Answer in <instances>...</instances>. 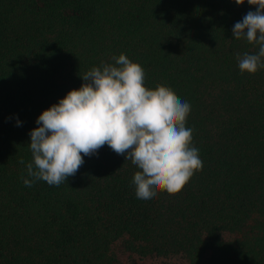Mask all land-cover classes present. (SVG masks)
<instances>
[{"label": "trees", "instance_id": "16d2710c", "mask_svg": "<svg viewBox=\"0 0 264 264\" xmlns=\"http://www.w3.org/2000/svg\"><path fill=\"white\" fill-rule=\"evenodd\" d=\"M249 11L247 0H0V264H264V68L241 73L237 54L259 45L232 32ZM120 54L147 88L190 103L202 169L145 201L140 169L104 145L65 183L25 186L39 115Z\"/></svg>", "mask_w": 264, "mask_h": 264}, {"label": "clouds", "instance_id": "9594fccd", "mask_svg": "<svg viewBox=\"0 0 264 264\" xmlns=\"http://www.w3.org/2000/svg\"><path fill=\"white\" fill-rule=\"evenodd\" d=\"M247 3L256 11L247 12L232 32L237 40L259 45L258 54L236 57L241 73L254 74L264 68V0ZM113 60L87 71L79 89L39 115V126L29 133L32 162L26 168L32 179L22 176L25 186L37 180L50 186L65 183L84 164V156L97 154L104 145L140 169L132 183L136 197L145 201L157 190L178 193L202 169L199 149L191 146L193 129L186 127L190 103L165 85L147 88L144 69L126 55Z\"/></svg>", "mask_w": 264, "mask_h": 264}, {"label": "rangeland", "instance_id": "374dc122", "mask_svg": "<svg viewBox=\"0 0 264 264\" xmlns=\"http://www.w3.org/2000/svg\"><path fill=\"white\" fill-rule=\"evenodd\" d=\"M140 264H142V263H140Z\"/></svg>", "mask_w": 264, "mask_h": 264}]
</instances>
